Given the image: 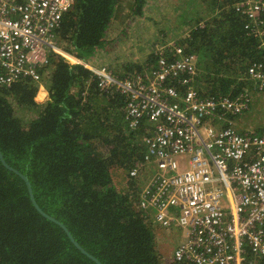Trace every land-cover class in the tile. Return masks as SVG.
Returning a JSON list of instances; mask_svg holds the SVG:
<instances>
[{"label": "trees", "instance_id": "16d2710c", "mask_svg": "<svg viewBox=\"0 0 264 264\" xmlns=\"http://www.w3.org/2000/svg\"><path fill=\"white\" fill-rule=\"evenodd\" d=\"M240 1L191 0L194 11L187 7L192 14L181 18L189 24L188 34L178 43L195 56L194 85L201 96L243 91L248 66L263 58L264 36L251 31L252 18L238 7ZM261 2L255 15L264 21ZM145 4L73 0L57 31L58 43L79 58L95 60L98 53L115 49L112 42L118 35L117 47L128 38L136 18L152 20L143 15ZM120 8L128 9V15L110 36L114 12ZM156 59L150 52L141 62H125L119 76L147 71ZM49 69L44 78L48 99L43 102L33 80L0 85L3 159L28 178L39 207L102 264H182L170 256L179 240L168 239V245L159 241L158 225L138 208L140 178L128 174L145 153L147 123L129 127L125 95L113 86L100 90L99 77L82 65L52 54ZM21 113L32 116L25 120ZM115 171L125 172V190L113 182ZM169 245L173 249L167 255ZM0 264H96L58 224L35 209L24 179L1 160Z\"/></svg>", "mask_w": 264, "mask_h": 264}, {"label": "built area", "instance_id": "2783aa9c", "mask_svg": "<svg viewBox=\"0 0 264 264\" xmlns=\"http://www.w3.org/2000/svg\"><path fill=\"white\" fill-rule=\"evenodd\" d=\"M73 0H0V85L33 80L42 88L52 54L99 77L100 90L124 96L131 128L147 123L146 150L128 170L142 178L138 208L167 233L180 232L173 260L182 264H258L264 259V127H235L248 92L201 96L195 56L173 39L154 45L156 62L131 78L75 56L56 34ZM261 0H244L252 32ZM201 25V24H200ZM188 33H186L187 35ZM264 88V55L247 68Z\"/></svg>", "mask_w": 264, "mask_h": 264}, {"label": "rangeland", "instance_id": "374dc122", "mask_svg": "<svg viewBox=\"0 0 264 264\" xmlns=\"http://www.w3.org/2000/svg\"><path fill=\"white\" fill-rule=\"evenodd\" d=\"M148 2L150 13L152 15H147L146 18L151 17L152 20L146 22L147 19L142 20L141 18H136L134 20L135 23L133 24V28L130 29L132 38L136 41V44L133 41V43L128 46V49L130 50L129 54L125 56V59H129L130 61L141 62L150 52L154 51V45L156 43L161 42L163 39H173L179 41L184 39L186 37V33H188L189 24L183 22L181 18L183 19L186 15L192 14V12L189 13L187 7L194 11V5L191 0H147V3ZM152 2L158 7L152 8ZM159 2L163 4L164 8L159 9ZM173 5H176L177 11L174 10ZM145 9V12H149L148 8ZM126 16L127 15H123L124 18ZM189 18L192 19L190 16ZM120 27H116L117 31L114 27V31L118 32ZM119 37L120 35H118L112 42L115 44V49L117 48ZM120 49L121 47L119 46V50ZM108 50L109 51L106 54L98 53L96 56L97 59L91 61H94L98 65H106L111 72L119 76L122 71V67H120L121 63L119 66L116 64L118 62H116V52L114 48H110ZM135 57H137L136 60ZM85 60L89 61L88 59ZM48 73L49 71L45 74V76ZM48 76H46V78ZM243 82L245 84V91L248 92L251 98L250 107L242 115L232 117V121H234L235 127L239 130H244L246 128H262L264 127V88H260L259 84L254 83L249 77L244 79ZM42 88L46 89L44 83ZM45 89H41L38 86L37 97L40 102H43L48 98V92ZM21 115H24L25 120L32 116L31 114L26 115L22 113ZM121 172H123V174ZM124 173V171L113 172V182L118 189L123 188L125 190L127 187ZM141 182L142 178L139 179V185ZM155 229L156 234L159 237V241L161 240L163 243L165 242L166 245H168V239H180V232L178 231L167 233L164 229H160V227H155ZM169 248L170 249L166 252L167 255L168 252H172L171 249H173L171 245H169ZM162 264H167V261H163Z\"/></svg>", "mask_w": 264, "mask_h": 264}, {"label": "crops", "instance_id": "0c3cea01", "mask_svg": "<svg viewBox=\"0 0 264 264\" xmlns=\"http://www.w3.org/2000/svg\"><path fill=\"white\" fill-rule=\"evenodd\" d=\"M151 5H152V8H154V7H158V6H157L155 3H153V2L151 3ZM159 5H160L159 9L164 8L162 3L159 2ZM145 8H148L149 12H145V10H146ZM173 8H174V10L177 11V9H176V5H173ZM114 15H117V16H114L113 21H112V23H111V26H110V28H109L108 35H110V36H114V35H116V33H117V32L114 31V27H115V29H116V31H117V28H116V27H120V26H121V27H120V29H121V28H122V25H124V22H123V21L121 22V19H123V15H128V9H126V8H120V9H117V10H115ZM143 15H152V14L150 13L149 2L147 3V0H146V4H145V7H144ZM134 23H135V22H134ZM134 23H133V24H134ZM132 26H133V25H132ZM114 32H115V33H114ZM118 32H119V31H118ZM129 37H130V39H129ZM128 41H129V42H128ZM133 41H134V43L136 44V41L132 38V34H131V32H130L128 38H127L125 41H123L121 44H119L118 47H117L116 49H114L115 52H116V55H115V57H116V62H118V63H116V64H118V66H119L120 63L123 64V63H125V62H136V61H130L129 59H125V56H127V55L129 54V50H130V49H128V46H129V44L133 43ZM61 45H63V43H62ZM119 46L121 47L120 50L118 49ZM136 59H137V57H135V60H136ZM87 62H89L90 64H93V65L99 66V65L96 64L94 61H87ZM47 99H48V98H47Z\"/></svg>", "mask_w": 264, "mask_h": 264}, {"label": "water", "instance_id": "95a60500", "mask_svg": "<svg viewBox=\"0 0 264 264\" xmlns=\"http://www.w3.org/2000/svg\"><path fill=\"white\" fill-rule=\"evenodd\" d=\"M0 160L2 162V164L7 167L8 169L10 170H13L15 172H17L25 181L26 183V186H27V189H28V194L30 196V199H31V202L33 204V206L35 207V209L41 214L43 215L44 217L48 218L49 220L55 222L56 224H58L64 231L65 233L67 234V236L69 237V239L71 240V242L75 245V247L77 249H79L83 254H85L88 258H90L91 260H93L96 264H102L100 262L99 259H97L95 256H93L92 254H90L89 252H87L75 239L74 237L72 236V234L70 233V231L68 230V228L63 224L61 223L59 220H57L56 218L50 216L49 214H47L44 210H42L39 205L37 204V202L35 201L34 199V196H33V193H32V188H31V185L28 181V178L19 173L17 170H15L14 168H12L4 159H3V156H2V153L0 151Z\"/></svg>", "mask_w": 264, "mask_h": 264}, {"label": "clouds", "instance_id": "9594fccd", "mask_svg": "<svg viewBox=\"0 0 264 264\" xmlns=\"http://www.w3.org/2000/svg\"><path fill=\"white\" fill-rule=\"evenodd\" d=\"M112 74H113V72H111ZM113 75H115V74H113ZM117 76V75H116ZM46 91H47V89H45ZM46 101V100H45Z\"/></svg>", "mask_w": 264, "mask_h": 264}]
</instances>
